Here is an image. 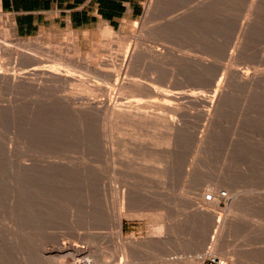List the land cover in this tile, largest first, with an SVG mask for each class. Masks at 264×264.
Returning <instances> with one entry per match:
<instances>
[{
	"label": "rangeland",
	"instance_id": "374dc122",
	"mask_svg": "<svg viewBox=\"0 0 264 264\" xmlns=\"http://www.w3.org/2000/svg\"><path fill=\"white\" fill-rule=\"evenodd\" d=\"M106 26L21 36L0 12L57 52L0 56V264H264V0Z\"/></svg>",
	"mask_w": 264,
	"mask_h": 264
},
{
	"label": "crops",
	"instance_id": "0c3cea01",
	"mask_svg": "<svg viewBox=\"0 0 264 264\" xmlns=\"http://www.w3.org/2000/svg\"><path fill=\"white\" fill-rule=\"evenodd\" d=\"M145 0H0L18 35L33 36L45 29L78 30L97 24L119 28L138 19Z\"/></svg>",
	"mask_w": 264,
	"mask_h": 264
},
{
	"label": "bare ground",
	"instance_id": "6f19581e",
	"mask_svg": "<svg viewBox=\"0 0 264 264\" xmlns=\"http://www.w3.org/2000/svg\"><path fill=\"white\" fill-rule=\"evenodd\" d=\"M258 3V2H257ZM113 30V29H112ZM112 30H111V27H107L106 26V28L103 30V36L104 37H111L112 36V34H113V32H112ZM11 34H10V31L9 30H6L4 27H1L0 28V56L1 55H5V54H9V53H11V54H13V55H16V56H24V57H28V58H42V57H46L47 59L46 60H44V61H47L48 60V57H49V55H51V54H55V53H57L56 52V50H54V52L52 53V51H48V50H46L45 48H47V47H45L44 48V46H38L34 41H32V40H29V41H25V40H21L20 38H12L11 36H10ZM73 38V37H72ZM127 42V41H126ZM125 43V42H124ZM48 49V48H47ZM61 50L59 49V52H60ZM72 53H74V54H76V55H79V56H81V49L77 46V45H73V48H72ZM49 54V55H48ZM15 56V57H16ZM23 57V58H24ZM19 58V57H18ZM34 59H31L32 61L34 60ZM44 59V58H43ZM50 59V58H49ZM38 60V59H37ZM43 61V60H42ZM37 62V61H36ZM35 62V64H38V65H41L40 64V62H38V63H36ZM34 64V65H35ZM40 67V66H39ZM128 67V66H127ZM34 68V67H33ZM36 68V67H35ZM34 68V69H35ZM34 69H32V70H34ZM44 70V69H43ZM129 70V69H128ZM28 72V71H27ZM30 72V71H29ZM34 72H36L35 70H34ZM32 72H30L29 74H31ZM41 73H42V70H41ZM37 73H35V75H36ZM43 74V73H42ZM15 75V74H14ZM32 75H34V74H32ZM239 75H241V74H239ZM27 76V75H26ZM15 77V76H14ZM126 77V76H125ZM228 77V76H227ZM240 77V76H239ZM18 78V77H17ZM17 78H16V80H17ZM245 78V77H244ZM246 79V78H245ZM125 80V79H124ZM248 80V79H247ZM15 81V80H14ZM41 81V80H40ZM17 82V81H16ZM245 82H247V81H245ZM41 83V82H40ZM127 83V82H126ZM134 83H135V81H134ZM134 83H132V85L134 84ZM139 83V82H138ZM140 84V83H139ZM218 84V83H217ZM124 85V84H123ZM136 85H138V84H136ZM140 85H142V84H140ZM227 85V84H226ZM38 86V85H37ZM118 86V85H117ZM221 86V85H220ZM137 87H139V86H137ZM45 88V87H44ZM122 88H126L127 89V86L126 87H121V89ZM140 88H141V86H140ZM39 89V88H38ZM120 89V90H121ZM71 92V91H70ZM71 94V93H70ZM217 94V93H216ZM217 99V98H216ZM207 100V99H206ZM214 100V99H213ZM213 100L212 101H210V102H213ZM208 101V100H207ZM152 104V103H151ZM154 104V103H153ZM211 104V103H210ZM157 105V104H156ZM212 105V104H211ZM108 106H109V108L108 109H110L111 111H109V110H107V112L109 111L110 112V115L112 114V115H114L115 116V118L116 117H118V116H116V115H122L123 113H125V110H120V109H116V108H114V107H112V104H108ZM108 106H103V107H108ZM139 106H137V107H133V108H138ZM140 108V107H139ZM145 109V108H144ZM139 110L140 109H138V111L137 112H139ZM121 111H123V113L121 112ZM128 112H131L130 110H127V115H128ZM133 112V111H132ZM131 112V113H132ZM137 112H135V114L137 113ZM121 113V114H120ZM131 113H130V115H131ZM142 113V112H141ZM141 113H138V114H141ZM109 114V113H108ZM126 114L125 115H122V116H126ZM137 114V115H138ZM143 114V113H142ZM144 115H146V114H144ZM113 116V117H114ZM129 116V115H128ZM133 115H131V117H132ZM120 117V116H119ZM156 165V164H155ZM118 193V192H117ZM225 197H223L222 196V194H220L219 195V200L220 199H222V200H225L226 198H227V193H225ZM218 196V195H217ZM222 196V197H221ZM221 201V200H220ZM205 202V201H204ZM205 203H208V202H205ZM210 204V203H209ZM210 205H213V207L214 208H216L217 207V205H218V201L216 200L215 202H212ZM215 214V213H214ZM123 215V214H122ZM121 215V217L119 218V220H118V223H117V226H118V230H119V235L120 236H124V222H123V216ZM212 217V216H211ZM224 227V226H223ZM223 230V229H222ZM136 243V241H135V239L133 240V239H131V240H128V242L126 243V246H130L131 244L133 245V244H135ZM212 251V250H211ZM210 251V253H208L207 252V254L205 255V257L203 258V262L202 263H200V264H203L204 263V260H206L208 257H211V258H213V259H217V257L215 256V254H214V252L212 251L211 252ZM82 250L80 249V248H78V247H76V248H72V249H70V250H68V253L70 254H74L75 256H80L81 254H82ZM120 264H123L122 262L120 263ZM127 264H131V263H127Z\"/></svg>",
	"mask_w": 264,
	"mask_h": 264
},
{
	"label": "built area",
	"instance_id": "2783aa9c",
	"mask_svg": "<svg viewBox=\"0 0 264 264\" xmlns=\"http://www.w3.org/2000/svg\"><path fill=\"white\" fill-rule=\"evenodd\" d=\"M223 197H225V192L224 193H221ZM221 196V197H222ZM204 201L205 202H208V203H212V202H215L216 201V195L214 194H206L205 197H204Z\"/></svg>",
	"mask_w": 264,
	"mask_h": 264
}]
</instances>
